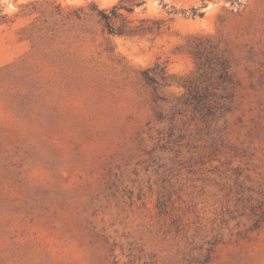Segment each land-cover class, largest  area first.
<instances>
[{
	"label": "rangeland",
	"instance_id": "rangeland-1",
	"mask_svg": "<svg viewBox=\"0 0 264 264\" xmlns=\"http://www.w3.org/2000/svg\"><path fill=\"white\" fill-rule=\"evenodd\" d=\"M0 264H264V0H0Z\"/></svg>",
	"mask_w": 264,
	"mask_h": 264
},
{
	"label": "trees",
	"instance_id": "trees-1",
	"mask_svg": "<svg viewBox=\"0 0 264 264\" xmlns=\"http://www.w3.org/2000/svg\"><path fill=\"white\" fill-rule=\"evenodd\" d=\"M98 15L100 19L104 22V26L107 29L108 32L113 33L114 28L110 23L109 16L105 11H98Z\"/></svg>",
	"mask_w": 264,
	"mask_h": 264
}]
</instances>
